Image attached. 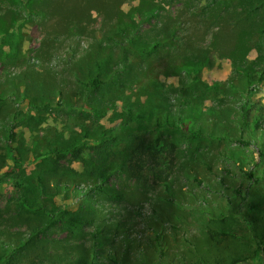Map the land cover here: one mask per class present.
<instances>
[{
  "label": "rangeland",
  "instance_id": "rangeland-1",
  "mask_svg": "<svg viewBox=\"0 0 264 264\" xmlns=\"http://www.w3.org/2000/svg\"><path fill=\"white\" fill-rule=\"evenodd\" d=\"M117 263L264 264V0H0V264Z\"/></svg>",
  "mask_w": 264,
  "mask_h": 264
},
{
  "label": "trees",
  "instance_id": "trees-1",
  "mask_svg": "<svg viewBox=\"0 0 264 264\" xmlns=\"http://www.w3.org/2000/svg\"><path fill=\"white\" fill-rule=\"evenodd\" d=\"M156 44H154V45H152V46H150L151 48H149V49H147L146 51L144 50V51H141V49L140 48H137L139 51H141V52H145L146 54H149V53H151V51H153L155 48H156ZM124 55V54H123ZM194 72L195 71H192V69H187V74H189V75H192V79H194L195 78V76H193L194 75ZM251 82V77L249 76L248 77V83H250ZM102 85H103V80L101 79V78H99L98 76H94V77H92L87 83H86V86L89 88V89H91V90H97V89H100L101 87H102ZM194 92H195V90H194V84H192V85H190L189 86V88L187 89V91H186V95H185V97H184V100L186 101V99L188 98H190L191 96H193L194 95ZM132 113V111H130V114ZM136 118L137 119H143V120H145L146 119V117L145 116H143V115H141V114H136ZM255 122H258V121H255ZM166 126L168 125V126H171V127H173V126H175L173 123H168L167 121H164L163 122ZM177 127L178 128H180V125H177ZM94 139V141H97V142H101V138H93ZM98 140H100V141H98ZM70 152V150H68V149H65L64 147H50V148H47V149H45V150H43V151H41L39 154H37V155H34L33 157H32V161L31 162H37L38 160H40L41 158H45V157H48V156H50V155H54V156H56V155H64V154H67V153H69ZM48 227H49V225H47ZM99 231L98 230H96V233H95V235H97V233H98ZM46 238H49V235H47L46 237H44L43 238V241L44 242H46L48 239H46ZM32 248L34 249V250H37L38 249V243L37 242H33L32 243ZM14 251H16V248H14L13 249V251H10V253H8L7 254V258H8V261L9 262H14V261H16V259H17V255L15 254H12ZM12 254V255H11ZM117 264H119V263H117ZM217 264H219V263H217Z\"/></svg>",
  "mask_w": 264,
  "mask_h": 264
}]
</instances>
